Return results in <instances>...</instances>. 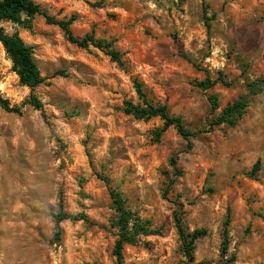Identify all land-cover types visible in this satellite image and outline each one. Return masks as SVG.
I'll return each instance as SVG.
<instances>
[{"label": "rangeland", "instance_id": "obj_1", "mask_svg": "<svg viewBox=\"0 0 264 264\" xmlns=\"http://www.w3.org/2000/svg\"><path fill=\"white\" fill-rule=\"evenodd\" d=\"M33 1L57 20L73 16L74 36L112 41L123 67L93 46L69 43L41 16L29 28L0 23L31 47L45 78L33 90L22 85L0 43V95L9 108L0 106V264H115L117 214L108 186L158 230L125 244L122 264L186 261L172 219L179 204L185 230L204 231L194 242V264L230 256L223 264H264V91L249 97L235 126L208 129L247 95V82L264 77V0ZM206 78L216 80L212 87L196 85ZM133 79L149 102L165 104L200 132L190 150L173 127L156 137L158 117L121 111L123 101L141 103ZM209 95L217 97L214 111ZM58 212L89 221L56 224Z\"/></svg>", "mask_w": 264, "mask_h": 264}, {"label": "trees", "instance_id": "obj_2", "mask_svg": "<svg viewBox=\"0 0 264 264\" xmlns=\"http://www.w3.org/2000/svg\"><path fill=\"white\" fill-rule=\"evenodd\" d=\"M35 16H41L44 18L47 24L59 27L69 43L84 49L88 48L89 46H93L101 50L119 67H123L122 54L113 48L112 41H107L105 39H95L92 34H87L83 37H76L73 35L70 29V25L74 20L73 16L68 20H57L53 16L49 15L45 9H43L33 0H0V23L11 22L18 26L29 28L31 26V20ZM205 19L208 21L210 18L205 16ZM205 25L207 30H209V23L206 22ZM0 43L3 46L6 54L9 56L13 71L18 76L19 82L22 85L33 90L35 87L45 82V78L40 75L39 69L33 60L31 47L27 46L17 33L8 34L5 32L3 27L0 26ZM55 74H61V72L58 71ZM215 82L216 80H210L206 78L205 80L198 82L196 85L206 90L212 87ZM246 86L248 91L247 95L239 97L237 100L224 107L220 114L208 124L209 130L212 129V127L222 123H225L231 127L235 126L237 121L244 113L249 97L264 91V77L249 81L247 82ZM133 87L138 99L141 100V103L134 104L127 100L123 101V107L121 108V111L125 115H130L135 119L141 120H148L153 117H158L162 121L163 126L159 131L156 132V137L158 138L160 133L168 127H173L177 134L186 141L185 150H190L192 148L190 139L195 137L200 132L190 131L187 129L180 116L169 114L165 104L153 105L151 102H149L142 89L141 83L136 79H133ZM208 100L211 110L214 111L218 107L217 97L214 95H209ZM30 103L36 109H41L42 107L41 103L34 96H31ZM0 106L4 109H9L7 100L3 99L1 95ZM170 166L173 168L174 176H180V172L175 166V159L170 160ZM258 167L259 164L256 162L251 169L250 175H253L258 170ZM100 179L108 185L109 180L107 177L100 176ZM172 183L173 179L168 182L166 188L163 190L162 195L165 199ZM108 191L117 214L114 222V225L117 227V239L114 243L113 254L115 257V264H122V250L125 244H136L139 242V236L157 234L158 230L150 229L149 221L140 219L135 213L126 208L124 199L121 197L119 192L112 189L110 186H108ZM180 207L181 205L179 204V208L173 211V225L178 235L180 247L186 258V261L183 264H194V242L199 237L204 235V231L194 230L192 232H187L183 226ZM63 220L89 221L88 217L84 213L71 215L65 212H58L55 215L56 224ZM229 222V210H227L225 219L223 221L221 247L222 256L225 255L228 248ZM56 234H59V230L56 231ZM233 260L234 257L230 256L227 260H222L221 263H229Z\"/></svg>", "mask_w": 264, "mask_h": 264}]
</instances>
